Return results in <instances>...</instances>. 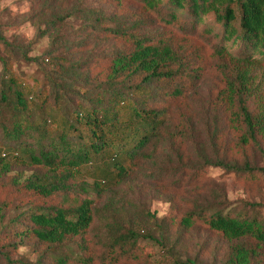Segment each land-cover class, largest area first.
Segmentation results:
<instances>
[{"label": "trees", "instance_id": "16d2710c", "mask_svg": "<svg viewBox=\"0 0 264 264\" xmlns=\"http://www.w3.org/2000/svg\"><path fill=\"white\" fill-rule=\"evenodd\" d=\"M136 1L166 26L191 34L201 27L213 35L216 54L229 63L222 72L232 66L225 89L216 97L225 104L214 107L238 128L239 146L257 145L264 138V107L257 104L252 111L247 104L252 95L248 68L253 59L264 61V0ZM90 21L101 25L102 19L99 15ZM141 21L102 28L128 47L113 50L97 72L50 52L30 58L0 30V192L10 189L20 202L36 199L22 204L3 228L0 244L7 242L0 247V264H90L86 238L91 235L100 264L144 259L138 237L153 216L147 212L143 219H131L116 203V193L139 166L155 164L160 147L186 139L184 123L171 130L168 106L156 104L160 97L181 96L179 82L169 94L157 88L182 76L195 79L198 70L183 69L170 44L151 43L140 34ZM210 25L217 28L215 33ZM45 60L55 70L44 68ZM18 62L36 65L40 77L31 83L21 78L12 68ZM178 160L147 178L162 183L165 177L168 188L179 189L187 175L179 173L183 161ZM207 166L192 172L186 183L214 166L236 174L252 171L248 163L239 167L223 160ZM84 167L91 169L90 184L81 178ZM192 203L181 214L177 209L175 216L153 221V240L166 255L160 264H196L176 256V242L195 225L228 243L220 264H264L261 206L232 209L219 198L206 205ZM9 207L6 200L0 203L1 219ZM164 221L166 227L175 223L179 234L169 237L161 228ZM21 247L30 248L35 259L18 257Z\"/></svg>", "mask_w": 264, "mask_h": 264}, {"label": "rangeland", "instance_id": "374dc122", "mask_svg": "<svg viewBox=\"0 0 264 264\" xmlns=\"http://www.w3.org/2000/svg\"><path fill=\"white\" fill-rule=\"evenodd\" d=\"M99 15L101 25L90 21ZM156 17L146 12L136 0H121L120 3L115 0H0V30L3 36L24 49V53L30 58L50 52L52 56L65 59L73 65L83 63L88 69H96L97 72L103 67L102 64L107 63L104 58L113 50L128 47L101 31L102 28L120 22L128 25L131 21L141 19L144 27L140 34L146 36L151 43L170 44L182 58L183 69L198 70L195 79L182 76L174 83L158 85V92L169 94L179 82L181 96L160 97L156 104L168 106L171 130L184 123L187 136L181 142L167 143L163 145V149L160 147L153 158L155 164L145 163L139 166L126 185L117 191L116 203L122 206L123 212H127L131 219H143L147 212L153 216L149 229L143 230L138 237L137 244L144 259L138 263L119 264H160L161 260H166L165 253L162 254L160 246L153 240V221L160 222L175 216L174 211L177 209L180 210L178 213L188 210L192 202L206 205L219 198L232 209L245 204H258L264 217V174L260 172L264 168V138H259L257 145L239 146L238 128L226 113L214 107V104H225L216 97L225 89L226 76L230 75L232 66L222 72L226 59L219 58L215 52L217 41L213 35L202 32L201 27L194 34L186 33L184 28L181 30L176 26H166ZM207 26L206 21L204 28ZM210 28L214 33L217 30L213 25ZM253 60L248 68L252 95L247 104H250L252 111H256L257 104L264 107V61ZM42 66L47 70H55L48 60ZM12 68L29 83L32 78H39L41 75L34 64L18 62ZM2 153L6 154L5 151ZM180 158L183 164L179 173L187 175V178L192 172H197L200 166L209 167V162L215 165L219 160L235 163L239 167L248 163L252 171L236 174L214 166L203 169L199 173V179L194 177L186 183V178L179 189L168 188L165 177L162 183L147 178L149 174H157L162 166L170 168L177 165ZM179 173L174 179L180 176ZM81 178L90 184L93 179L91 169L82 168ZM13 192L10 189L0 192V203L6 200L10 204L3 219L0 218V236H3V228H8L10 218L20 211L22 204L27 201L36 202L34 198H26L20 202L19 195ZM161 228L169 237L179 234L175 223L166 227L164 221ZM182 234V238L176 242L177 257L195 260L196 264L221 263L228 245L221 236L200 225H195ZM86 239L90 246L86 257H91L90 264H100V252L94 250L91 243L94 237L91 235ZM6 242L1 243L0 247ZM17 255L29 260L35 259V254L27 247H21Z\"/></svg>", "mask_w": 264, "mask_h": 264}]
</instances>
